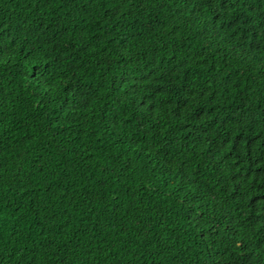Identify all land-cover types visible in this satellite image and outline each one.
Instances as JSON below:
<instances>
[{
	"label": "trees",
	"instance_id": "trees-1",
	"mask_svg": "<svg viewBox=\"0 0 264 264\" xmlns=\"http://www.w3.org/2000/svg\"><path fill=\"white\" fill-rule=\"evenodd\" d=\"M0 264H264V0H0Z\"/></svg>",
	"mask_w": 264,
	"mask_h": 264
}]
</instances>
